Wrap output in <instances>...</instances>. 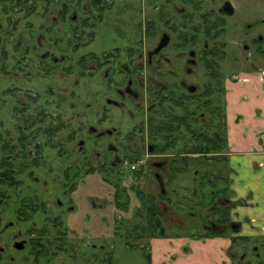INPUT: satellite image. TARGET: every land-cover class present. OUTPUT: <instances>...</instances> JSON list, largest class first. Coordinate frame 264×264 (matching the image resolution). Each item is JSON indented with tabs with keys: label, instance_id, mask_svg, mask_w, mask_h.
I'll return each instance as SVG.
<instances>
[{
	"label": "flooded vegetation",
	"instance_id": "flooded-vegetation-1",
	"mask_svg": "<svg viewBox=\"0 0 264 264\" xmlns=\"http://www.w3.org/2000/svg\"><path fill=\"white\" fill-rule=\"evenodd\" d=\"M114 1L0 0V264H154L156 242L246 240L230 99L264 75V0Z\"/></svg>",
	"mask_w": 264,
	"mask_h": 264
},
{
	"label": "crops",
	"instance_id": "crops-1",
	"mask_svg": "<svg viewBox=\"0 0 264 264\" xmlns=\"http://www.w3.org/2000/svg\"><path fill=\"white\" fill-rule=\"evenodd\" d=\"M231 89L233 109L231 128H228V163L233 170V199L241 206L236 210L238 220H243L234 237L257 243L264 240V75L259 72L241 75ZM235 241L232 237L215 234L202 241L185 237L178 242L172 239L156 242L154 264L163 263L175 250L178 258L173 264H194V252L206 256L201 249L218 256L227 251L231 258L225 259L223 264H235L238 254ZM217 261L222 262L220 257Z\"/></svg>",
	"mask_w": 264,
	"mask_h": 264
},
{
	"label": "rangeland",
	"instance_id": "rangeland-1",
	"mask_svg": "<svg viewBox=\"0 0 264 264\" xmlns=\"http://www.w3.org/2000/svg\"><path fill=\"white\" fill-rule=\"evenodd\" d=\"M125 1L126 0H115L114 1L115 6L117 5V3L118 4L123 3ZM132 1L133 0H130V2H132ZM140 3H142V1H140ZM210 8H211V5H208L206 11H209ZM114 11H115V9L106 13L105 22H103V24H102V31L100 34L102 36L100 37V41L106 45L109 43H112L114 37L117 35L116 27H115V26H117V24L114 21L115 17H113ZM129 14H130V12L127 14V16ZM225 66H226V68H228L231 65L225 64ZM242 70L243 69H238V70L236 69L235 73L241 72ZM247 71L253 72L254 70L248 69ZM171 224H173V223L171 222ZM187 233H189V232H187ZM187 235H189V234H187ZM200 240L202 241V239H200ZM234 246H235V251L238 252L237 256H239V255H240V257L245 256L244 252L246 250L247 254H246V257L244 258L243 264H258L260 261L262 264H264V250H263L264 246L262 248L259 245H257L256 243L251 242V241H246V240H238V241H236V244ZM255 248H257V255H256L257 257L254 256V254H253ZM200 251L204 252L206 254V256L205 257L198 256V254L194 252L192 254V256L194 258V264H219L217 261V257L221 258L222 262L220 264H223L225 259L228 260V258H231V256L229 255V253L227 251H225V253L221 256L216 255L214 252L206 251L203 249H201ZM121 252L123 253V258H126L128 261H131L132 258L136 259L135 257H138L139 259L142 258V253L139 249H137L136 251L132 250V251H129L127 253H125L124 250L119 251L120 254H121Z\"/></svg>",
	"mask_w": 264,
	"mask_h": 264
}]
</instances>
